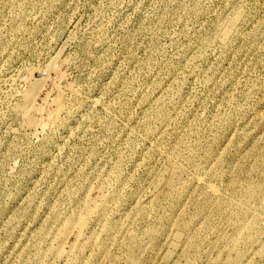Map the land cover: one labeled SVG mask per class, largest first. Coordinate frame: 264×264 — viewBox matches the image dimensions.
I'll use <instances>...</instances> for the list:
<instances>
[{"label":"rangeland","instance_id":"1","mask_svg":"<svg viewBox=\"0 0 264 264\" xmlns=\"http://www.w3.org/2000/svg\"><path fill=\"white\" fill-rule=\"evenodd\" d=\"M0 264H264V0H0Z\"/></svg>","mask_w":264,"mask_h":264},{"label":"bare ground","instance_id":"2","mask_svg":"<svg viewBox=\"0 0 264 264\" xmlns=\"http://www.w3.org/2000/svg\"><path fill=\"white\" fill-rule=\"evenodd\" d=\"M25 9V8H24ZM22 26V25H21ZM23 29V28H22ZM73 33V32H72ZM77 33V32H76ZM71 36V35H70ZM69 36V37H70ZM72 36H73V34H72ZM92 42V41H91ZM68 43V42H67ZM67 43L66 44H64V47H65V45H67ZM58 62H60V61H58ZM66 62L67 61H65V64L64 65H66ZM64 63V62H63ZM57 64V63H56ZM56 64H54L53 66H55ZM62 64V63H61ZM68 64H69V61H68ZM53 66H51L50 65V67L48 66V68H47V72H49L50 73V69H51V71H53V69H55ZM70 66V65H69ZM51 67H53V68H51ZM49 70V71H48ZM57 71V70H56ZM44 71H42L41 72V74L43 73ZM46 72V71H45ZM34 74V73H33ZM51 74V73H50ZM45 75V74H44ZM50 76V75H49ZM33 77H34V75H33ZM35 78V77H34ZM33 78V79H34ZM30 79H32V78H30ZM30 79L27 81L26 80V83H28V82H30ZM45 79V81H47V79L46 78H44ZM11 80H12V78H11ZM49 81H50V79H49ZM40 81H38V82H36V83H39ZM48 82V81H47ZM36 83H34L35 85H33V86H31L29 89H28V91L25 93V97H24V102L22 103V104H20V105H18L17 106V111L19 112V113H22L24 116H26V120H27V124L28 125H31L32 127L35 125V127H36V125L38 124L37 123V119L35 118V116H36V114L39 112H41V110L40 109H45L46 107H44V108H37L36 107V105H34V103H35V101L36 100H34V97L37 95V90H38V86L36 85ZM42 83L43 82H41V85H42ZM27 85V84H26ZM31 85V84H30ZM40 85V86H41ZM43 85H45L46 86V83L44 84L43 83ZM43 85L40 87V88H43ZM44 86V87H45ZM55 86H56V84H55ZM57 87V86H56ZM26 90V89H25ZM40 91H41V89H40ZM57 92H58V90H57ZM20 95H21V93H20ZM62 95V97H63V93L61 94ZM38 96V95H37ZM37 98V97H36ZM35 98V99H36ZM58 100H57V102H58V106H63V102H62V99H61V96H60V94H58ZM56 98V99H57ZM33 100H34V103H33ZM47 102H48V100H46ZM55 101V100H54ZM46 102V103H47ZM93 102V101H92ZM49 103V102H48ZM96 103V100L94 101V104ZM93 104V103H92ZM101 104L99 103V105L98 106H100ZM46 106V105H45ZM47 106L49 107V105L47 104ZM65 106V105H64ZM68 106V105H67ZM51 107V106H50ZM50 107H49V109H50ZM94 107H96V106H94ZM44 112L46 111V110H43ZM47 119H46V123H48L49 125H50V123H52L53 121H54V119H55V114L53 115V113H52V111H48V109H47ZM45 112V113H46ZM22 115V116H23ZM44 115V114H43ZM41 116V115H40ZM44 118V117H43ZM23 120H24V118H23ZM45 120V119H44ZM43 123V122H42ZM41 125V124H40ZM42 126V125H41ZM44 127V126H43ZM46 127V126H45ZM44 127V128H45ZM209 188L214 192V193H219L220 191H219V189L218 188H215V187H213V186H209ZM80 227V226H79ZM73 229H75V228H73ZM71 230H72V228H71ZM75 231V230H74ZM69 232V230L64 234V235H66L67 233ZM72 233H74V234H76L77 235V238L79 239L80 237H81V235H80V232L79 231H77L76 233L75 232H72ZM67 240V238L65 239V241ZM77 246H74V249L76 248Z\"/></svg>","mask_w":264,"mask_h":264}]
</instances>
